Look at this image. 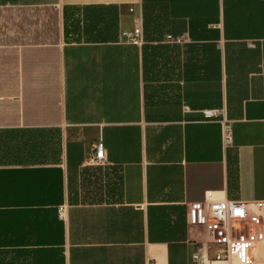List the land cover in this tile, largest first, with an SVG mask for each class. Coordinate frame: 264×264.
I'll list each match as a JSON object with an SVG mask.
<instances>
[{"label": "crops", "instance_id": "crops-1", "mask_svg": "<svg viewBox=\"0 0 264 264\" xmlns=\"http://www.w3.org/2000/svg\"><path fill=\"white\" fill-rule=\"evenodd\" d=\"M205 194L264 200V0H0V264H264V207L213 260Z\"/></svg>", "mask_w": 264, "mask_h": 264}, {"label": "built area", "instance_id": "built-area-1", "mask_svg": "<svg viewBox=\"0 0 264 264\" xmlns=\"http://www.w3.org/2000/svg\"><path fill=\"white\" fill-rule=\"evenodd\" d=\"M123 37L126 41L137 43L141 40V30L135 28L133 32H123ZM169 39H173L167 36ZM206 118L217 117L218 111L214 109L204 110ZM221 121V137L224 148L232 145V137L230 130V122L225 121L223 117ZM90 162L98 165L106 160L105 147L103 141L99 138L91 143ZM251 207L260 209L264 207V200L260 202L239 201L233 199H220L213 197L211 194H205L202 207H199L196 218H192L191 223L199 225H208V233L212 242L218 244L217 250L214 253L213 260L229 261L233 256H241L244 254L247 247L251 244V239L247 237H238L232 232V224L234 222L247 221L250 216ZM201 208V209H200ZM193 213H195L193 209ZM193 258L198 261L199 255H193Z\"/></svg>", "mask_w": 264, "mask_h": 264}]
</instances>
